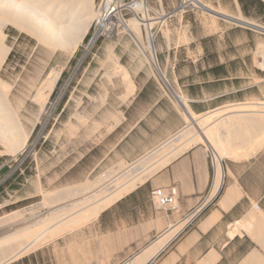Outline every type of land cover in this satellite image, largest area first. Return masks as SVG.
Masks as SVG:
<instances>
[{
  "label": "rangeland",
  "instance_id": "obj_1",
  "mask_svg": "<svg viewBox=\"0 0 264 264\" xmlns=\"http://www.w3.org/2000/svg\"><path fill=\"white\" fill-rule=\"evenodd\" d=\"M104 1L90 0V26ZM201 1L264 28V0H244L248 12L239 0ZM117 2L123 4L114 18L117 29L84 55L88 32L72 52L12 22L1 25L0 78L10 86L9 106L26 143L11 152L0 138V257L20 248L18 242L2 243L5 236L58 215L51 226L140 170H154L148 179L164 160L210 146L202 139L183 148L199 133L187 110L199 120L213 115L209 128L232 113L264 109V31L204 10L194 0ZM135 2L148 8L149 19L137 25L144 48L125 27L136 15L144 18ZM150 36L153 49L147 46ZM185 132L191 137H182ZM165 138L168 143H156ZM212 156L217 161L213 151Z\"/></svg>",
  "mask_w": 264,
  "mask_h": 264
},
{
  "label": "crops",
  "instance_id": "obj_2",
  "mask_svg": "<svg viewBox=\"0 0 264 264\" xmlns=\"http://www.w3.org/2000/svg\"><path fill=\"white\" fill-rule=\"evenodd\" d=\"M249 113L219 124L228 152L219 170L209 142L193 146L90 221L1 264H264V144L252 150L260 127ZM157 188L174 206L159 204Z\"/></svg>",
  "mask_w": 264,
  "mask_h": 264
},
{
  "label": "bare ground",
  "instance_id": "obj_3",
  "mask_svg": "<svg viewBox=\"0 0 264 264\" xmlns=\"http://www.w3.org/2000/svg\"><path fill=\"white\" fill-rule=\"evenodd\" d=\"M111 1L112 0H105L103 7L106 8L110 4ZM194 1L197 2V4L199 5L198 7L202 8L204 10L212 11V8L210 6H208L207 4L203 3L201 0H194ZM132 5H133V8L135 10H137V11L140 10L144 13V18H140L138 15H136V18L130 19L127 22H125V27L135 37L137 42L144 48L143 40L139 34V31H137V29H138L137 25L139 23H141L142 20H148L149 19L148 13H147L148 8H147V5L145 3L135 2ZM132 5H131V7H132ZM93 12L94 11H93V7L90 3V0H0V28H1V25H3L4 23L12 22V23H14V25H17V26L21 27L22 29L23 28L29 29V30H31L30 32L35 31L36 35L41 40H43L45 42L60 45L63 48H65L66 50L73 52L77 49V47L83 41L86 33L88 32L89 27H90V20L94 15ZM238 19H240V18L238 17ZM241 21H242V19H241ZM146 24L148 25L147 26L148 28H151V25H152L151 22H147ZM147 46H149V48L153 47V36H150ZM4 53H5V48H3V46H0V62L4 56ZM262 54H264V53H262ZM153 59H154L155 65L158 66L157 62L155 61V57H153ZM259 60H261V57ZM58 74L59 73H56L54 76H52L53 79L50 78L51 81L50 80H49L50 82L48 81L49 87L47 85L46 86L49 88V92H51L53 90V86H54V84L58 78ZM44 92H45V90H44ZM9 93H10V86L0 78V138L4 141L8 142L9 151L15 152L18 149L24 147V145L26 143V139L25 138L22 139L23 133L21 131L19 124L17 123L15 115L13 114V112L9 106V102H8ZM179 99L183 100V98L181 96H179ZM248 105H247V107H248ZM241 107H242V105H241ZM249 108H251V107H249ZM251 109H253V108H251ZM187 111H188V116H189L188 118H191L192 120H194V123L197 124V128H198L199 133L197 135H195L194 138L192 137L193 139L189 138V137H191V136H189V134H191V133H189V132L183 133L181 136L185 137V138L188 136L187 138H189V141L185 140L187 143L185 142L186 144H184L185 146L183 145L184 147L182 145L181 146L183 148H185L188 145H190L192 142H197V141H200L202 139H206L211 144L213 152L216 155L217 165H218V170H219L221 167V160L228 153L225 150V146H223V140H225L226 136H227L225 134V132H227V131L223 130L225 125L223 124L222 130L219 129L220 125H217V124H216V126L207 128L205 125L210 121L211 116H213V115H210L209 117H206L202 120H199L196 118V116L191 111H189V110H187ZM210 114H213V113H210ZM215 115H218V114H215ZM252 115L253 116H251V115L250 116L252 117V121H253L252 125L254 126V130H256L255 129L256 127H260V134H259L257 140H255V142H253L254 145H253L252 150L256 151L257 148L261 147L264 144V109L259 110V112L257 111L255 113H252ZM235 117H237V116H235ZM235 117L233 118L234 120H235ZM240 117H241V115H240ZM250 118H248L249 121H251ZM238 119H236V120H238ZM245 119H244V121H245ZM226 120H228V119H226ZM248 120H246V122ZM232 123H234V121ZM241 124L243 125V122ZM233 125H235V124H233ZM250 126H251V124L248 126V129ZM232 128L235 129V127H232ZM252 129H253V127H252ZM191 131H193V130H191ZM235 131H237V130H235ZM242 132H243V130H242ZM181 136L179 138H182ZM239 138L241 140V136ZM181 140L184 141V138H182ZM235 141H237V140H235ZM227 143H229V142H227ZM177 147H179V146H177ZM227 147L230 149L232 148V146H229L228 144H227ZM187 148H189V147H187ZM228 148H227V150H228ZM239 149H240V147H239ZM165 150H167V147ZM232 150L234 151L235 148ZM233 151H232V153H233ZM242 151H244V150H242ZM248 152L249 151L246 152V155L249 154ZM172 153H173V151H172ZM251 153H252V151H251ZM237 156H238V152H237ZM167 157H169V155ZM167 160L168 159L161 162L160 165L166 164ZM144 166H143V168H144ZM150 167H152V166H150ZM155 168H157V167H155ZM144 169L135 173L134 176L132 175V177L127 182H125L124 184L117 185L118 187L115 190H113L112 193H109L106 196H103L101 198H97L98 199L97 201H95V202H93V204L85 207L83 210H81V211L78 210L79 212H76V213H74L68 217H64L61 220H56L57 222H55L51 226L50 225L47 226L48 223L50 224L51 221H53L54 219L59 217L58 215H52L51 217L47 218L48 223L46 222L44 225H41V226H38L37 224H34L33 226H26V227L22 228L17 233H14V234L9 235V236H5L4 239H6V240H2V243L3 242H18V245H20V248L17 251V253H15V256H18L19 254H22V253L28 251L29 249H31L33 247L36 248V247H38V246H40V245H42L48 241H51V240L63 235L64 233H66L70 230H73V229L83 225L87 221H90L92 218H94L105 206L112 203L115 199L122 196L124 193L130 191L131 189H134L139 184L143 183L147 179L149 174L154 171L153 169H151V170L148 169L149 171L146 172V171H144ZM97 196H98V194H97ZM83 201L85 202V200H83ZM84 204H86V203H84ZM12 256H14V254H8V255L6 254V255L0 257V264L5 263L8 260L12 259L11 258Z\"/></svg>",
  "mask_w": 264,
  "mask_h": 264
},
{
  "label": "built area",
  "instance_id": "obj_4",
  "mask_svg": "<svg viewBox=\"0 0 264 264\" xmlns=\"http://www.w3.org/2000/svg\"><path fill=\"white\" fill-rule=\"evenodd\" d=\"M117 4V0H112L106 8H104V4H102L97 18L90 26L85 42L82 45V55L91 52L100 40L110 38L113 35L118 27V23H116L114 18L115 16L118 18L117 14L123 6L122 3H119V5ZM153 196L158 199L160 205L174 206L173 193H167L164 189L157 188L153 190Z\"/></svg>",
  "mask_w": 264,
  "mask_h": 264
},
{
  "label": "water",
  "instance_id": "obj_5",
  "mask_svg": "<svg viewBox=\"0 0 264 264\" xmlns=\"http://www.w3.org/2000/svg\"><path fill=\"white\" fill-rule=\"evenodd\" d=\"M211 12H212V13H215V14H217V15H221V16H223V17H226V18H228V19H231V20L237 21V22H239V23H244V22L239 21V20H237V19H234V18H232V17H230V16L220 14V13H218V12H216V11H213V10H212ZM244 24L248 25L249 27H252V28H255V29H260V30L264 31V28H263V27H259V26H257V25L250 24V23H244Z\"/></svg>",
  "mask_w": 264,
  "mask_h": 264
},
{
  "label": "trees",
  "instance_id": "obj_6",
  "mask_svg": "<svg viewBox=\"0 0 264 264\" xmlns=\"http://www.w3.org/2000/svg\"><path fill=\"white\" fill-rule=\"evenodd\" d=\"M240 2H241V4H242V6H243V10L245 11V12H248V5H246V4H244V0H239ZM251 1V4H257V3H259V0H250ZM61 82L62 81H60L59 82V85L61 84ZM55 94H56V91L52 94V97H54L55 96Z\"/></svg>",
  "mask_w": 264,
  "mask_h": 264
}]
</instances>
